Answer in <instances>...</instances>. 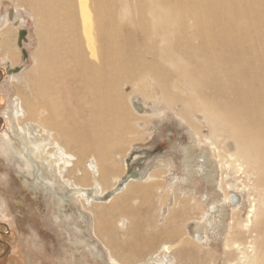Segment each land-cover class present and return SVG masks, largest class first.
Listing matches in <instances>:
<instances>
[{"label":"bare ground","instance_id":"1","mask_svg":"<svg viewBox=\"0 0 264 264\" xmlns=\"http://www.w3.org/2000/svg\"><path fill=\"white\" fill-rule=\"evenodd\" d=\"M124 5L123 0L35 1L41 42L34 59L35 68L27 81L32 99L25 100L20 95L7 101L0 97L4 114L0 125L5 123V130L0 134V155L17 165L26 176V184L53 194L56 218L62 217L63 205L68 200L81 203L86 209L95 205L89 196L90 190H94L96 196L112 192L113 196L104 206H109V215L118 214L119 223L124 222L126 228L119 225L115 228L111 218L100 220L109 233L115 229L120 230L119 233L124 229L127 233L132 213L130 201L137 189L143 188L140 184H148L153 194L162 190L163 182L159 181L156 171L143 181L130 178L122 186L123 190L117 192L114 189L123 178L119 174L122 171L124 175L126 170L124 164L123 170L117 168L120 164L114 162L111 151L117 148L121 153L134 142L131 136L136 135L137 130L133 126L139 124L142 110L135 97L145 95L154 99L147 95L140 84L142 81L155 80L169 103L173 101L174 90H180V84L201 97L198 100L203 102V109L199 114L203 123L210 126L205 142L219 160L223 173L232 172L238 181L237 185H226L223 179L225 200L211 206L212 211L221 209L220 215L228 204L233 207L223 262L264 264V0H127ZM8 17L12 21L16 19V10L9 12ZM18 33L11 36L9 29L4 31L3 62H12L21 51L22 33ZM4 74L0 72L2 78ZM17 78L23 79L21 75ZM125 84L136 86L137 93L134 91L128 97L123 91ZM207 92L213 97L206 95ZM193 101L194 98L187 99L189 109L182 118L195 126L199 134L201 126L193 120L190 107ZM136 109L140 113H136ZM41 113L46 116L38 119ZM59 138L78 147L76 164H73V151L63 147ZM224 143L236 146L238 151L232 152L229 147L223 151L220 145ZM183 149L188 154L190 147ZM192 157L187 155L182 162L190 176L194 175ZM91 159L93 166L89 167L93 171L82 168ZM159 165L161 168L167 164L159 162ZM202 174L208 182L210 175L203 170ZM87 176L94 179L84 187L79 180ZM113 178L116 183L109 191L105 185ZM2 184L0 179V188ZM231 190L238 198L230 195ZM236 198V202L233 201ZM245 198L249 209L245 221H241V209L237 208ZM184 200L191 202L192 198ZM6 204L0 191L2 218L8 215ZM170 216L171 213L168 218ZM65 217L73 220L67 214ZM206 221V226L214 223L210 219ZM214 225L216 229L223 227L218 223ZM5 228L9 232V226ZM202 228L197 224L196 229ZM179 230L165 233L177 237L176 245L183 248L186 260L187 257L192 260L193 253L187 249L198 246L202 237L197 235L192 240L185 229ZM22 244L25 245L24 241ZM79 245L86 244L75 241L71 256L66 257L67 263L59 264H76ZM172 246L166 243L157 252L171 254ZM95 250L96 247L92 248L93 255H98ZM21 252L23 260L31 264L23 249ZM111 254L112 264H121ZM157 256L136 264H162L163 260Z\"/></svg>","mask_w":264,"mask_h":264},{"label":"rangeland","instance_id":"2","mask_svg":"<svg viewBox=\"0 0 264 264\" xmlns=\"http://www.w3.org/2000/svg\"><path fill=\"white\" fill-rule=\"evenodd\" d=\"M35 1L36 0H0V72L3 71L5 73L3 78L0 76V97H3L7 101H9V99L21 97L20 95L23 96V99L26 98L25 100L32 99L31 89L27 81L31 78V74L35 68L36 55L39 51L41 42L40 35L38 34L40 18L34 11ZM125 3H127V0H123V5ZM15 10L18 17L16 19L14 18L13 21L9 20V12ZM1 22H3V24ZM15 22H17V24H15ZM8 29L11 36H14V33L20 31L24 32L25 35L23 36L24 39L22 40L19 54L14 57L12 62H3L1 41L4 31ZM18 38L19 33L17 41ZM24 52H26V55ZM149 58L150 57H148L149 61L152 60V58ZM18 75H21L23 79H18ZM15 76L16 78H14ZM140 84L147 95L154 96V99L148 98L145 95L144 98L135 97V100L138 101L142 110L139 124L133 126L137 130V134L131 136V140H134V142L132 145L125 146L121 153L118 152L117 148L111 151L114 162L117 165L120 164L117 168L119 167L123 170L122 165L124 164V169L126 170L124 175L122 171L120 172L121 174H119V176L123 178L120 183L116 185L114 190L117 192L123 190L122 186L127 184L130 178L143 181L150 174H155L156 171L159 181L163 182L162 190L155 191V193L152 194V192L149 191L150 188L148 184H140L143 188L140 186L142 189H137V193H134L133 199L130 201L129 209L132 213L130 214L131 218L128 219L131 225H128L127 233L124 229H122L121 233H119L120 230L117 229L111 230L109 233L108 230H105V223L100 220L101 218L105 221L111 218L115 228L117 225L126 228L124 222L119 223L120 217L118 214L109 215V206H104L113 196L112 192H107L103 196H96L94 190H90L89 196L91 197V201L95 203V205L92 206L93 208L88 207L85 209L83 208V204L81 205V203L68 200L65 203L67 205H63L62 209H64V211L62 217L56 218L58 216L56 214V205L54 204L55 197L53 194L45 193L41 189H34L35 187L26 184V181L24 182L26 176L19 171L17 165L7 162L6 159L0 155V179H2L4 183L1 185L0 191L8 202V204H6L8 205V215H4L2 218V214L0 213V225H2L0 226V264H28V261L23 260L22 249L24 254H27L31 264L67 263L66 257L68 255L71 256L75 241H79L80 243L85 242L86 244L83 247L79 245V251L77 252L79 261L76 264H112L110 259L111 253L118 258L117 260L121 262V264H136L139 261L146 262L151 259V257L156 256V254L161 261L163 260L162 264H215L216 261L217 264H224L223 261L226 260L224 257V244L232 220L233 207L231 208L230 204H228L222 215H220L221 209H219V211H212L211 206L225 200V192L223 191L221 183L223 179L226 185H237L238 181H236L235 175L232 172L223 173L219 167V160L214 158L215 154L210 151L211 147L205 142L204 138L208 136L210 126L208 123H203L199 114L203 109V102L198 100V97H201L197 94L195 96V93L189 89H185V87L179 84L180 90H174L175 92H173L171 96V100L173 101L169 103L164 98L161 86L152 78H146ZM135 89L136 86L134 87L132 84H125L123 87V91L128 97L134 94ZM206 95L210 98L213 97L210 92H207ZM193 98L194 101L190 107L192 115L194 116L193 120L201 126L199 134H197L195 126L182 118L184 112L189 109L186 105L187 99L193 100ZM72 100H74V98H72ZM2 108L3 105L0 103V118L4 120ZM146 109L148 111H146ZM135 111L136 113L139 112L138 109ZM45 116L46 114L41 113L38 119H42ZM4 128L5 123L3 122L0 125V134L3 133V130H5ZM53 133L55 134L56 132L53 130ZM58 140L61 144H65L62 145L63 147L65 146L67 149L70 148L69 150L71 152L73 151L72 154L75 156L73 158V164H76V159H79L78 147L68 142L65 138H59ZM65 140H67V144ZM187 146L190 147L188 154L183 149ZM226 147L231 148L232 152L238 151L236 146H230L226 143L220 145L223 151ZM205 150L207 151L205 152ZM187 155L190 157L193 156L191 163L192 170L194 171L193 176H190L186 171L187 168H184L182 165ZM159 162H164L167 165L161 166L160 168L161 164L159 165ZM90 165L93 166L92 159L82 168L93 171V169L89 167ZM73 166L75 167V165ZM206 166L209 167L206 168ZM86 169H83V171ZM202 170L206 172L207 176L210 175L208 182L204 179L205 175L202 174ZM161 172L163 173L162 176ZM135 174L137 176H135ZM79 177H81L80 174L78 178ZM97 177L98 174L95 175L96 179H98ZM211 178L214 180L213 182H211ZM86 179L83 181L79 180L81 183L83 182L82 184L84 187L86 185L89 186L94 177L89 178L87 176ZM114 181L113 178L109 183H106L107 186L105 185V187L109 191L116 183V181ZM188 189L192 191L188 193ZM232 194H235L234 196L237 198L239 196L231 190L230 195ZM186 197H191L192 201L188 202L184 200ZM237 198L233 201L236 202ZM201 201H206L207 203L203 204ZM242 202L241 206H238L240 208H237V210L241 209L240 218L241 221H245L249 203L246 198ZM182 205L185 206V208ZM170 213L172 214V217H170L173 221L171 218H168ZM176 213L178 215H176ZM66 214L72 216L73 220L70 221L65 217ZM167 219L171 221L169 220V222ZM207 219L214 222L213 225L218 223V225H223V227L216 229L214 226L217 225L213 226L211 224L206 226L204 222H207ZM61 221L64 223H61ZM221 222L222 224H220ZM197 224L203 228L201 230L196 229ZM6 226H9V232L6 230ZM140 227H142V229ZM179 229H185L187 235L190 236L192 240L194 236L197 237V235L202 237L201 241L198 240V246L193 245L187 249L193 253L191 256L192 260H188L187 257L189 262L185 258L187 254L182 251L183 248L181 249V247L176 245L177 237L174 238L172 235L165 233L167 230L172 232ZM98 231H101V234L100 232L98 233ZM112 231L115 234L112 233ZM102 234L105 236H102ZM102 237H105V239H102ZM23 241L25 245L22 244ZM126 241H128L130 246ZM166 243L173 245L174 254L173 249L171 250V254L168 255H165L166 253L162 251L157 252L160 247ZM94 247H96L95 251H98V255H93L92 248ZM153 252H155V255ZM176 255L179 256L177 257ZM225 264H228V262L226 261Z\"/></svg>","mask_w":264,"mask_h":264},{"label":"water","instance_id":"3","mask_svg":"<svg viewBox=\"0 0 264 264\" xmlns=\"http://www.w3.org/2000/svg\"><path fill=\"white\" fill-rule=\"evenodd\" d=\"M21 33H22V34H21V37H20V44H22V40H23V38H24L23 36L25 35L24 32H21ZM25 55H26V53H25Z\"/></svg>","mask_w":264,"mask_h":264}]
</instances>
